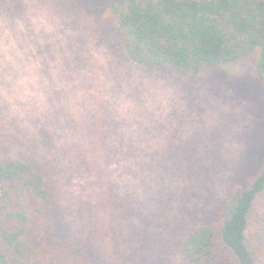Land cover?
I'll list each match as a JSON object with an SVG mask.
<instances>
[{
    "label": "rangeland",
    "instance_id": "374dc122",
    "mask_svg": "<svg viewBox=\"0 0 264 264\" xmlns=\"http://www.w3.org/2000/svg\"><path fill=\"white\" fill-rule=\"evenodd\" d=\"M109 22L75 0H0V160L42 168L95 263L181 264L264 154V90L252 59L187 83L139 66Z\"/></svg>",
    "mask_w": 264,
    "mask_h": 264
},
{
    "label": "trees",
    "instance_id": "16d2710c",
    "mask_svg": "<svg viewBox=\"0 0 264 264\" xmlns=\"http://www.w3.org/2000/svg\"><path fill=\"white\" fill-rule=\"evenodd\" d=\"M101 11L128 57L179 83L243 59L264 90V0H75ZM216 214L181 241V264H264V154ZM264 207V206H263ZM0 264H98L61 230L54 190L41 167L0 160Z\"/></svg>",
    "mask_w": 264,
    "mask_h": 264
}]
</instances>
